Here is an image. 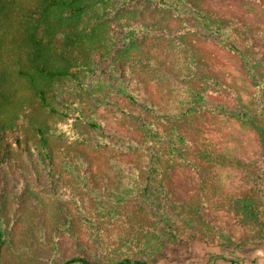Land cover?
I'll use <instances>...</instances> for the list:
<instances>
[{
    "label": "trees",
    "instance_id": "obj_1",
    "mask_svg": "<svg viewBox=\"0 0 264 264\" xmlns=\"http://www.w3.org/2000/svg\"><path fill=\"white\" fill-rule=\"evenodd\" d=\"M196 242L264 246L253 28L209 0H0V264H153Z\"/></svg>",
    "mask_w": 264,
    "mask_h": 264
},
{
    "label": "rangeland",
    "instance_id": "obj_2",
    "mask_svg": "<svg viewBox=\"0 0 264 264\" xmlns=\"http://www.w3.org/2000/svg\"><path fill=\"white\" fill-rule=\"evenodd\" d=\"M209 5L216 11L231 9L242 15L248 26L255 31L256 38L264 43V19L259 17L254 0H248L247 3L232 0H209ZM112 28L114 37L120 42L123 35L122 30L116 24ZM220 52L223 55L224 70L227 72L228 79L242 83L240 57L232 53ZM104 69L105 66L98 69V74ZM218 172L230 190L238 191L242 188L238 173L223 167L218 168ZM185 197L182 195L183 199ZM226 221L228 224L234 222L230 216L226 218ZM153 264H264V246L248 244L241 248H236V246L227 248L196 242L176 249H168Z\"/></svg>",
    "mask_w": 264,
    "mask_h": 264
}]
</instances>
